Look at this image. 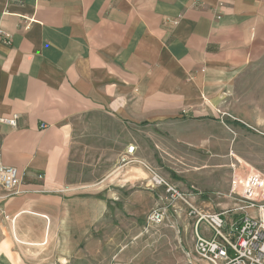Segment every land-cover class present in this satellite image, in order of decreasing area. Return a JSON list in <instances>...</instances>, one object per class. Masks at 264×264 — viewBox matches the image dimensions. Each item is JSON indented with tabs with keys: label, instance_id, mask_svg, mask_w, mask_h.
Masks as SVG:
<instances>
[{
	"label": "crops",
	"instance_id": "obj_1",
	"mask_svg": "<svg viewBox=\"0 0 264 264\" xmlns=\"http://www.w3.org/2000/svg\"><path fill=\"white\" fill-rule=\"evenodd\" d=\"M261 60L264 0H0V116H19L0 124V159L24 175L0 204V248L65 259L104 213L105 116L117 161L130 145L146 160L167 125L220 121Z\"/></svg>",
	"mask_w": 264,
	"mask_h": 264
},
{
	"label": "rangeland",
	"instance_id": "obj_2",
	"mask_svg": "<svg viewBox=\"0 0 264 264\" xmlns=\"http://www.w3.org/2000/svg\"><path fill=\"white\" fill-rule=\"evenodd\" d=\"M220 115V121L200 125H167L160 131L162 144L152 142L155 156L151 151L144 160L152 170L134 164L127 175L122 157L120 163L115 157L122 129L105 116L104 157L114 164L98 178L105 182L103 216L88 220L80 248L65 250V259L52 258L51 264H209L194 251V219L182 203L171 202L163 186H152L150 178L156 172L183 189L194 185L200 207L221 211L233 205L226 195L234 171L240 177L251 170L264 174V60L236 78L231 107ZM195 135L211 140L181 139ZM118 166L125 171L115 172ZM88 178L95 176L89 173ZM156 207L166 210L161 224L148 221ZM0 254V264L8 262L5 254L12 264H34L24 261L20 248H0Z\"/></svg>",
	"mask_w": 264,
	"mask_h": 264
},
{
	"label": "built area",
	"instance_id": "obj_3",
	"mask_svg": "<svg viewBox=\"0 0 264 264\" xmlns=\"http://www.w3.org/2000/svg\"><path fill=\"white\" fill-rule=\"evenodd\" d=\"M195 4L203 5V0H195ZM217 18H221L220 13ZM170 22L177 24L179 20ZM2 39L10 44L6 34ZM18 118L17 114L0 116V124L16 127ZM122 162L124 165L140 164L152 170L136 156L134 145L128 146ZM23 176L16 166L7 165L0 159V204L8 197L21 193ZM150 182L152 186H163L171 202L182 203L187 214L194 219V251L202 260L209 264H264V174L251 170L240 177L234 171L226 195L232 199L233 205L221 211L200 207L197 199L200 193L194 185L183 189L156 172H153ZM165 216V208L156 207L150 211L148 221L161 224Z\"/></svg>",
	"mask_w": 264,
	"mask_h": 264
}]
</instances>
